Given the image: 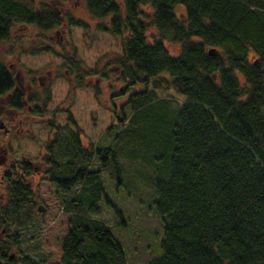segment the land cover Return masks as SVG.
I'll use <instances>...</instances> for the list:
<instances>
[{"label": "trees", "instance_id": "trees-1", "mask_svg": "<svg viewBox=\"0 0 264 264\" xmlns=\"http://www.w3.org/2000/svg\"><path fill=\"white\" fill-rule=\"evenodd\" d=\"M86 5L96 17L110 16L114 35L127 34L123 55L116 60L124 78L146 84L166 73V83L186 96L175 119L168 118L166 108L151 105L154 88L131 98L132 125L147 120L162 126L153 135L160 156L150 160L158 173L154 206L163 222L162 254L149 264H264V0H86ZM177 5L184 7V18L177 17ZM147 17L156 29L150 36ZM18 22L48 30L62 18L46 6L32 9L17 0H0V39ZM167 39L178 44L177 55L170 54ZM210 48L217 52L209 54ZM4 94L10 107H24L13 73L0 65ZM68 119L77 129L75 140L57 150L56 133L44 158L52 182L64 190L80 185L63 202L70 217L61 260L12 259L7 240L0 239V264H128L123 245L97 217L103 198L119 223H127L123 209L105 190L101 170L66 163L98 156L103 167L112 163L117 184L122 183V168L114 153L111 158L106 154L110 149L81 148L77 122L71 114ZM134 131L129 134L143 140L141 131ZM63 151L72 153L65 166L57 159ZM33 170L23 160L3 174L6 204L0 205V236L9 207L15 212L34 202L27 177Z\"/></svg>", "mask_w": 264, "mask_h": 264}, {"label": "rangeland", "instance_id": "rangeland-1", "mask_svg": "<svg viewBox=\"0 0 264 264\" xmlns=\"http://www.w3.org/2000/svg\"><path fill=\"white\" fill-rule=\"evenodd\" d=\"M17 1L32 9L46 6L60 15L62 23L46 30L18 22L12 26L10 35L0 40V64L13 73L17 88L25 98L24 107L16 109L9 106L8 95L0 96V205L6 204L3 174L19 161L25 160L34 168L27 177L35 196L34 202L15 212L12 207L8 209L7 224L1 229L4 235L0 236L7 240V253L12 259L29 256L48 263L61 260L62 240L70 217L63 211V202L80 185L69 190L60 188L47 178L49 166L44 158L46 144L56 133L57 150L75 140L77 129L68 119L71 114L80 130L81 148L88 152L96 148L110 149L106 154L111 158L114 153L122 168V183L117 184L112 163L103 167L98 156L67 165L72 153L63 151L57 159L71 168L86 166L101 170L105 190L123 209L127 223H119L113 208L103 198L97 203V217L107 223L123 245L128 264H149L162 254L163 222L154 206L158 173L151 165L160 156L156 153L159 143L153 135L162 126L147 120L132 125L131 98L135 92L146 93L154 88L155 102L151 105L166 108L168 118L175 119L186 96L166 83L170 79L166 73L146 84L124 78L116 60L123 55L127 34L114 35L110 30V16H94L86 0ZM143 10L150 12L148 6ZM175 10L177 17L184 18L182 5H177ZM144 20L150 36L156 29L148 17ZM164 43L171 55L178 54V44L169 39ZM250 57L253 60L254 56ZM154 83L161 84L157 87ZM137 129L143 140L129 134L132 130L139 134ZM30 210L32 213L25 217V212Z\"/></svg>", "mask_w": 264, "mask_h": 264}, {"label": "water", "instance_id": "water-1", "mask_svg": "<svg viewBox=\"0 0 264 264\" xmlns=\"http://www.w3.org/2000/svg\"><path fill=\"white\" fill-rule=\"evenodd\" d=\"M217 51L214 49V48H210L209 50H208V53L209 54H215ZM39 210H42V206H39Z\"/></svg>", "mask_w": 264, "mask_h": 264}, {"label": "flooded vegetation", "instance_id": "flooded-vegetation-1", "mask_svg": "<svg viewBox=\"0 0 264 264\" xmlns=\"http://www.w3.org/2000/svg\"><path fill=\"white\" fill-rule=\"evenodd\" d=\"M0 40H3V39H0ZM0 65H2V64H0ZM3 66H5V65H3ZM6 67V66H5ZM7 68V67H6ZM8 69V68H7ZM1 96V95H0Z\"/></svg>", "mask_w": 264, "mask_h": 264}]
</instances>
